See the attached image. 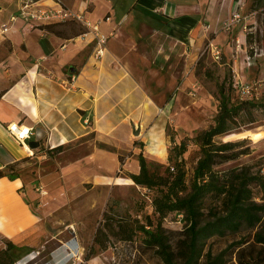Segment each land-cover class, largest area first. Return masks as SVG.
<instances>
[{"label":"crops","instance_id":"1","mask_svg":"<svg viewBox=\"0 0 264 264\" xmlns=\"http://www.w3.org/2000/svg\"><path fill=\"white\" fill-rule=\"evenodd\" d=\"M60 1L100 23L108 42L99 56L93 35L84 37L81 24H50L55 32L31 27L17 16L20 0H0V128L23 151L17 153L0 136V169L24 159H45L44 152L36 153L43 145L64 148L94 134L113 150L67 162L64 176L87 164L115 167L120 156L125 167L133 166L130 173L138 174L136 156L143 152L147 157L150 142L164 138L157 121L162 94H152L143 83L148 76L152 83H192L191 67L206 42L230 56L236 44L223 27L237 0ZM74 25L80 34L72 33ZM246 36V26H237L241 54L246 53ZM12 124L32 129L28 145L40 143L30 147L34 155L9 133ZM35 196L22 175L0 178V249L7 241L34 247L41 220L33 209Z\"/></svg>","mask_w":264,"mask_h":264},{"label":"rangeland","instance_id":"2","mask_svg":"<svg viewBox=\"0 0 264 264\" xmlns=\"http://www.w3.org/2000/svg\"><path fill=\"white\" fill-rule=\"evenodd\" d=\"M244 3V20L239 25L246 26L247 34H252L255 40L250 45L246 44L245 54L237 50L236 27L228 36L229 41L236 44L230 56L227 57L219 48L222 57L216 61L210 50L211 42L205 43L201 56L191 67L192 83H152L150 76L147 83H143L152 94H162L158 99L157 121H161L164 130L163 139L150 142L151 151L147 152L146 158L150 164L159 165L163 173L168 165L170 149L186 142L188 151L184 157L189 186L202 156L196 139L215 124L220 86L226 83L233 89L235 97H241L235 88L236 75H239L253 87L252 100L264 103V11L258 8L259 0H244ZM252 49L254 56H249ZM156 76L163 77L162 73ZM254 118L255 122L214 139L217 144L237 143L236 151L247 153L216 166L215 171L222 173L246 167L253 174H264V109L256 108ZM85 140L65 146L60 153L50 151L43 160L30 159L18 167L25 185L36 195L33 209L41 219L33 234V250L24 254L20 263L164 264L147 246L145 235L139 230V226L148 223V217L157 223L158 216L152 206L156 192L134 184L129 178L133 166L125 167L124 157L120 156L122 162L115 167L96 169L87 164L63 175L62 166L67 162L91 156L97 150H113L107 143L97 141L94 134ZM50 149V146L43 145L36 153H46ZM150 153L156 156L150 157ZM263 195L256 190L254 202L261 207L260 222L254 226L244 224L236 232H226L207 240L198 264H207L209 259L219 256L225 259V264H239L240 258L253 262L258 257L262 246L256 242L255 236L264 228ZM220 209L221 203L209 198L203 210L204 219L210 220V212ZM120 225L135 227L137 231L132 241L122 240ZM163 227L176 262L183 263L188 238L185 219L170 214ZM98 230L103 245L95 242ZM104 245L107 248L103 249ZM87 257L91 258L87 260Z\"/></svg>","mask_w":264,"mask_h":264},{"label":"trees","instance_id":"3","mask_svg":"<svg viewBox=\"0 0 264 264\" xmlns=\"http://www.w3.org/2000/svg\"><path fill=\"white\" fill-rule=\"evenodd\" d=\"M264 11V0H259V7ZM49 32H55L54 26H41ZM72 33L80 34L81 29L71 26ZM254 36L247 34L246 43H254ZM254 56L253 49L248 52ZM223 63V62H222ZM219 111L215 118V124L202 132L197 137L202 156L195 168L194 179L188 185L187 169L184 155L188 151L186 142H181L170 149L168 165L163 173L157 164H150L143 154L138 156L140 171L131 174L129 178L135 185L155 191L152 206L158 216L157 223L148 217L146 225L139 226V230L145 235V243L154 250L164 264H198L206 241L215 236H222L226 232H236L244 224L254 226L260 222L259 207L255 202L256 190L264 194V174H253L246 167L235 168L225 172L215 171V167L235 160L244 151H236L237 143L217 144L214 139L246 124L255 122L254 110L263 108V102L235 97L233 89L223 83L219 89ZM63 147L58 146L46 151V155L52 152L60 153ZM240 152V153H239ZM6 166L0 169V178L8 177L10 180L21 178L18 167L27 161ZM122 162V159H121ZM209 198L221 203L220 210L210 212V220L204 219V206ZM264 199V195L262 196ZM182 215L187 223V241L185 260L177 263L172 251L169 238L163 227L164 220L170 215ZM123 233L122 240L132 241L136 234L135 227L120 225ZM98 230L95 242L100 241ZM103 231L101 230V233ZM256 242L261 244L258 257L250 261L240 258L239 264H264V228L255 236ZM5 248L0 249V264H15L24 254L31 252L29 247H19L11 241H7ZM107 248L104 245L103 249ZM91 257H87L89 260ZM222 256L209 259L207 264H225Z\"/></svg>","mask_w":264,"mask_h":264},{"label":"built area","instance_id":"4","mask_svg":"<svg viewBox=\"0 0 264 264\" xmlns=\"http://www.w3.org/2000/svg\"><path fill=\"white\" fill-rule=\"evenodd\" d=\"M50 3V4H48ZM244 0H237L231 17L224 23V31L230 33L235 27H237L244 20ZM19 18L31 27H41L50 24H65L68 22H76L81 24L86 32L84 37L93 35L94 41L96 42L98 52L101 56L103 48H105L108 42V36L103 34L100 29V23H93L86 17V12H77L70 8L65 7L60 0H20V7L18 10ZM15 19V18H13ZM210 50L212 56L216 61H219L222 57V52L219 47L210 43ZM239 75H236L235 88L241 94L243 99L252 100L254 98L253 87L248 82L241 81ZM9 133L15 138V140L22 145L25 149L28 147L27 152L32 156L34 155L33 150L28 145V140L31 139L32 129L19 125H9ZM183 218V216L181 215ZM18 261L16 264H21ZM26 264V263H25Z\"/></svg>","mask_w":264,"mask_h":264},{"label":"bare ground","instance_id":"5","mask_svg":"<svg viewBox=\"0 0 264 264\" xmlns=\"http://www.w3.org/2000/svg\"><path fill=\"white\" fill-rule=\"evenodd\" d=\"M147 105V104H146ZM1 124V123H0ZM2 125V124H1ZM16 125V124H14ZM4 127V126H3ZM7 129V128H6ZM9 134V133H8ZM0 136H2L5 140V142L8 143L9 146L13 147L15 149V151L19 154H23L22 149H20L18 146H16L8 137L7 134H5V132L0 128ZM15 141V140H14ZM26 149H28V147H26ZM24 150V149H23Z\"/></svg>","mask_w":264,"mask_h":264},{"label":"water","instance_id":"6","mask_svg":"<svg viewBox=\"0 0 264 264\" xmlns=\"http://www.w3.org/2000/svg\"><path fill=\"white\" fill-rule=\"evenodd\" d=\"M135 135L138 136L139 135V127L137 128L136 132H135ZM29 146L32 148V149H36L40 146V143L37 142V141H33V142H30Z\"/></svg>","mask_w":264,"mask_h":264}]
</instances>
